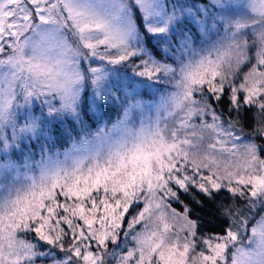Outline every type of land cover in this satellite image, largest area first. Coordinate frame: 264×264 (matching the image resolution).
Instances as JSON below:
<instances>
[{"label": "snow or ice", "instance_id": "6c2138e0", "mask_svg": "<svg viewBox=\"0 0 264 264\" xmlns=\"http://www.w3.org/2000/svg\"><path fill=\"white\" fill-rule=\"evenodd\" d=\"M0 264H264V0H0Z\"/></svg>", "mask_w": 264, "mask_h": 264}, {"label": "trees", "instance_id": "16d2710c", "mask_svg": "<svg viewBox=\"0 0 264 264\" xmlns=\"http://www.w3.org/2000/svg\"><path fill=\"white\" fill-rule=\"evenodd\" d=\"M89 123H91L92 124V127L93 128H95L96 127V125H95V123H93V122H91V121H89ZM73 135H75V133H73ZM69 142L68 143H65L64 145H63V148H67L68 146H69ZM63 148H60V150L61 151H63ZM208 209H204L203 211H197V215H202L203 217H204V220L205 221H207L208 219H209V215H208ZM215 226V222H213V224H211V225H208V227H214Z\"/></svg>", "mask_w": 264, "mask_h": 264}, {"label": "rangeland", "instance_id": "374dc122", "mask_svg": "<svg viewBox=\"0 0 264 264\" xmlns=\"http://www.w3.org/2000/svg\"><path fill=\"white\" fill-rule=\"evenodd\" d=\"M115 118V115L113 114V119ZM69 143H70V141H69ZM70 145V144H69ZM69 147V146H68Z\"/></svg>", "mask_w": 264, "mask_h": 264}]
</instances>
